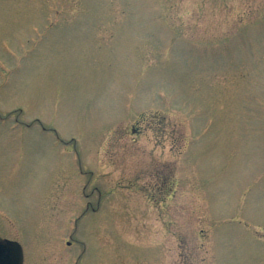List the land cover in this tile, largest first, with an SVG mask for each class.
I'll return each instance as SVG.
<instances>
[{"label": "rangeland", "instance_id": "374dc122", "mask_svg": "<svg viewBox=\"0 0 264 264\" xmlns=\"http://www.w3.org/2000/svg\"><path fill=\"white\" fill-rule=\"evenodd\" d=\"M3 237L264 264V0H0Z\"/></svg>", "mask_w": 264, "mask_h": 264}, {"label": "water", "instance_id": "95a60500", "mask_svg": "<svg viewBox=\"0 0 264 264\" xmlns=\"http://www.w3.org/2000/svg\"><path fill=\"white\" fill-rule=\"evenodd\" d=\"M23 251L15 240H0V264H22Z\"/></svg>", "mask_w": 264, "mask_h": 264}, {"label": "flooded vegetation", "instance_id": "af4514ba", "mask_svg": "<svg viewBox=\"0 0 264 264\" xmlns=\"http://www.w3.org/2000/svg\"><path fill=\"white\" fill-rule=\"evenodd\" d=\"M4 238V237H3Z\"/></svg>", "mask_w": 264, "mask_h": 264}]
</instances>
